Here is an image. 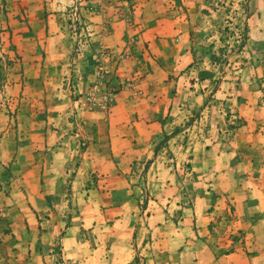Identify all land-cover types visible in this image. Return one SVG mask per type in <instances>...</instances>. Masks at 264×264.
Here are the masks:
<instances>
[{"label":"crops","instance_id":"crops-1","mask_svg":"<svg viewBox=\"0 0 264 264\" xmlns=\"http://www.w3.org/2000/svg\"><path fill=\"white\" fill-rule=\"evenodd\" d=\"M6 1L0 264H264V0Z\"/></svg>","mask_w":264,"mask_h":264},{"label":"rangeland","instance_id":"rangeland-1","mask_svg":"<svg viewBox=\"0 0 264 264\" xmlns=\"http://www.w3.org/2000/svg\"><path fill=\"white\" fill-rule=\"evenodd\" d=\"M0 8H1L0 18H2V16H4L5 13L4 11L8 10L6 0H0ZM74 12H71V17H70L71 19H73ZM73 20H74L73 30H75L77 28V25L75 23V19ZM220 30H221L220 32L221 35L220 36L218 35L220 37V42L213 40L207 42L208 47L210 46L214 47V49H212L208 54L209 57L207 59V62L209 63V65L215 67L216 70H218L219 68L221 69L222 65L226 64L228 65L229 70L235 72L234 68H238L241 65L239 62L246 61V58L241 57V53H240L243 48L240 45L241 44L240 41L241 38H243L246 35V34L242 35L243 33H245V26L244 25L235 26V25L226 24L225 26L221 27ZM6 31L7 30H3L2 32H6ZM7 41L8 40L6 39L0 41V45H2V47L8 48L9 45Z\"/></svg>","mask_w":264,"mask_h":264},{"label":"built area","instance_id":"built-area-1","mask_svg":"<svg viewBox=\"0 0 264 264\" xmlns=\"http://www.w3.org/2000/svg\"><path fill=\"white\" fill-rule=\"evenodd\" d=\"M243 33L242 35H244ZM240 45L245 47L246 35L241 38ZM109 72L101 68V74L106 75ZM117 95V90L114 88H105L104 90L95 89L86 95H83L82 104L90 111H106L109 110L115 103V98Z\"/></svg>","mask_w":264,"mask_h":264}]
</instances>
